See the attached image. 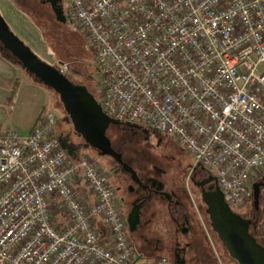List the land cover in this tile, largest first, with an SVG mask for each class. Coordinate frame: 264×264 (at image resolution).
<instances>
[{
  "label": "built area",
  "instance_id": "1",
  "mask_svg": "<svg viewBox=\"0 0 264 264\" xmlns=\"http://www.w3.org/2000/svg\"><path fill=\"white\" fill-rule=\"evenodd\" d=\"M63 8L92 46L105 114L175 138L242 208L264 174V0ZM57 123L49 110L27 133L0 125V264H169L140 263L111 173L71 156Z\"/></svg>",
  "mask_w": 264,
  "mask_h": 264
},
{
  "label": "rangeland",
  "instance_id": "2",
  "mask_svg": "<svg viewBox=\"0 0 264 264\" xmlns=\"http://www.w3.org/2000/svg\"><path fill=\"white\" fill-rule=\"evenodd\" d=\"M66 0L62 2L65 3ZM23 11L11 0H0V13L7 20L11 29L37 54L43 61L52 64L68 62L70 67L67 77L78 84L85 85L88 91L100 101L102 90V76L95 65V54L85 33L75 30V22L65 11L67 20L60 22L50 3L42 0H27ZM0 125L21 133L27 132L39 116L49 110H54L59 130L70 132L74 139V151L77 156L89 154L106 172H110L113 158L102 155L98 150L76 136L73 122L66 112L59 95L30 76L22 65L6 52L0 44ZM19 80L17 93L12 104L5 101L14 81ZM114 149L122 153L126 162L134 167L144 184L158 183L162 191L174 195L181 203L175 212L183 214L189 220V233L180 235V240L192 241V264H237L221 244L219 238L210 236L204 225L211 228L206 211V205L197 186L191 181L192 166L195 157L178 141L174 142L176 159L164 160L155 148L154 138L146 141L120 143L115 137V128L111 125L106 132ZM111 183L119 186L127 178L122 173L112 174ZM127 183V182H126ZM125 183V184H126ZM84 185H86L84 183ZM88 189V187L86 186ZM123 192L119 193V196ZM143 214L148 221L147 236L159 244L162 251L153 256L135 244V248L142 256L140 263H151L154 259L165 256L169 259L176 240L175 222L169 210L167 201L162 195L150 193L143 207ZM204 219V221H203ZM103 239V238H102ZM101 239V240H102ZM211 249L213 252H211Z\"/></svg>",
  "mask_w": 264,
  "mask_h": 264
},
{
  "label": "water",
  "instance_id": "3",
  "mask_svg": "<svg viewBox=\"0 0 264 264\" xmlns=\"http://www.w3.org/2000/svg\"><path fill=\"white\" fill-rule=\"evenodd\" d=\"M42 2L51 4L58 21L65 22L67 20L62 0H43ZM0 44L30 76L59 95L75 130L82 135L86 143L98 149L102 155L115 158L116 161L123 164L125 171L131 173L136 182L143 185L137 172L123 161L122 154L113 148L111 140L106 135L110 125H119L121 122L105 114L100 103L85 85L75 84L54 65L39 58L30 46L11 29L1 13ZM63 148L66 149V146L63 145ZM68 153L75 156L72 150H68ZM210 181L215 183L211 185L210 190H203L202 200L207 205L206 211L210 216L212 227L218 233L224 246L239 264H264V247L249 233L248 225L244 219L230 210L215 177L208 176L200 185ZM165 195L171 200L170 194L165 193ZM140 206L141 203L134 206L129 216L131 229L139 219Z\"/></svg>",
  "mask_w": 264,
  "mask_h": 264
},
{
  "label": "flooded vegetation",
  "instance_id": "4",
  "mask_svg": "<svg viewBox=\"0 0 264 264\" xmlns=\"http://www.w3.org/2000/svg\"><path fill=\"white\" fill-rule=\"evenodd\" d=\"M63 3L64 2H62V5ZM75 84H78V83H75ZM113 126L115 128V137L119 139L120 143L125 144L127 142L146 141V140H150L154 138L155 143H156L154 147L157 148V150H159V155L161 156L162 159L164 160L166 159L175 160L176 159L175 157L176 155L173 153L174 152L173 150H175V146H174L172 137L165 135L157 130L151 129L142 123H137V122H133V123L121 122L119 125H113ZM73 130L76 132V136L81 137V139H83V141L86 142L80 133H78L75 129ZM57 136L60 140L62 147L63 145H65L67 151L68 150L74 151V139H72L70 132L59 130L57 133ZM98 152L100 153L99 150ZM75 156H77L76 153H75ZM122 158H123V155H122ZM113 161L114 162L110 168L111 177L113 173L114 174L123 173L127 178V181H126L127 183L125 182L126 184L122 182L121 185L119 186L114 185V187L116 191V196L118 198L119 206L124 212L125 217H126L127 226L130 232V237L133 242V245L134 246L135 244L139 245L145 251L150 253L152 257L157 256L162 251L163 246H160L159 244L160 240L154 241L147 236L146 228L148 225V221L146 220L143 214V207L146 203L147 196L150 193H157V194L162 195V197L166 199L169 210L179 215V216H175V214H173V219L175 222V231H176L177 237L173 245V249L170 254L171 256L169 257L168 262L169 264H192L191 247H192L193 242L192 241L183 242L179 238L180 235H185L189 233L190 231V228H189L190 222L187 219V217L184 216V213L179 214L178 212H175L176 206L177 207L181 206V203L172 194H170L171 200H169L166 197L165 192L162 191L161 187L160 188L158 187V183L153 184L152 182L151 184L146 185L142 182L143 185H140L138 182H136L132 178L131 173L124 170L123 164L116 161L115 158H113ZM123 161L126 162L124 158H123ZM208 176H210V174H208V172L205 169H202L201 167H197L192 170L191 181L193 182L195 186L198 187V189L201 192V195H202L203 190L205 191L210 190L211 185L215 183L214 181H210L208 183H205L204 185H200L201 182H203ZM144 186H147V187H144ZM251 191H252L251 197L243 205L242 208L235 209L229 204L228 205H229L230 210L233 213L237 214L238 216L244 219V221L248 225L249 233L256 239V241L261 246L264 247V174L252 179ZM120 192H123V194L119 196ZM140 203H141V206L139 208V219L133 225L134 228L131 229V225L129 224V216L134 206ZM173 208L175 209L173 210ZM205 208L207 209V205ZM205 212L207 213V211ZM208 217L210 220L209 214H208ZM204 225L210 236H212L213 234L217 238H219L218 233L212 227L211 220H210L211 228H208L205 222H204ZM219 240L221 244L223 245V247L226 249L222 240L220 238ZM211 252H213L212 249H211ZM227 252L229 253L228 250ZM234 260L237 262V264H239V262L236 259ZM214 264H215V259H214Z\"/></svg>",
  "mask_w": 264,
  "mask_h": 264
},
{
  "label": "trees",
  "instance_id": "5",
  "mask_svg": "<svg viewBox=\"0 0 264 264\" xmlns=\"http://www.w3.org/2000/svg\"><path fill=\"white\" fill-rule=\"evenodd\" d=\"M18 8H21V10L23 9V5H27L26 4V1L27 0H11ZM23 11V10H22ZM25 13V11H23ZM19 83L20 81L19 80H16L13 84V87L11 89V93H10V96L6 99V101L9 103V104H12L13 102V98L15 96V94L17 93V90H18V86H19ZM50 89V88H49ZM52 90V89H51ZM41 116H39L37 119H39ZM161 257V256H160ZM159 258V257H158Z\"/></svg>",
  "mask_w": 264,
  "mask_h": 264
},
{
  "label": "crops",
  "instance_id": "6",
  "mask_svg": "<svg viewBox=\"0 0 264 264\" xmlns=\"http://www.w3.org/2000/svg\"><path fill=\"white\" fill-rule=\"evenodd\" d=\"M1 60H2V58L0 57V62H1ZM3 80V78H2V75H1V73H0V81H2ZM15 82V81H14ZM14 84V83H13ZM13 87V86H12ZM12 87H11V89H12ZM10 93H11V90H10ZM10 93H9V95H7L6 97H5V101H6V99L10 96ZM7 102V101H6ZM38 121V119H36V121H35V123ZM35 123H34V125H35ZM33 125V126H34ZM32 126V127H33ZM32 127L27 131V132H29L31 129H32ZM27 132H24V133H27Z\"/></svg>",
  "mask_w": 264,
  "mask_h": 264
}]
</instances>
